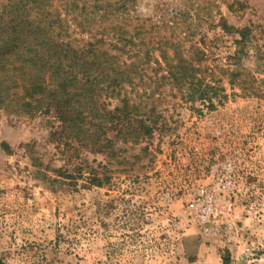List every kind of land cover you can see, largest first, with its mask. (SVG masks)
I'll use <instances>...</instances> for the list:
<instances>
[{
    "label": "rangeland",
    "instance_id": "1",
    "mask_svg": "<svg viewBox=\"0 0 264 264\" xmlns=\"http://www.w3.org/2000/svg\"><path fill=\"white\" fill-rule=\"evenodd\" d=\"M245 1L244 12L222 5L230 24L253 31L239 57L233 36L219 52H231L239 74L224 78L213 104L187 101L170 86L137 99L139 113L164 128L126 146L132 165L110 166L103 187L90 186L89 177L91 167L102 171L104 157L59 148L46 123L0 112V259L264 264V0ZM218 2L143 0L141 10L151 14L165 3L216 15Z\"/></svg>",
    "mask_w": 264,
    "mask_h": 264
},
{
    "label": "trees",
    "instance_id": "2",
    "mask_svg": "<svg viewBox=\"0 0 264 264\" xmlns=\"http://www.w3.org/2000/svg\"><path fill=\"white\" fill-rule=\"evenodd\" d=\"M142 1L0 0V112L46 123L59 148L104 157L102 171L91 167L90 186L109 183L110 166L132 165L125 147L164 128L139 113L137 99L170 86L187 101L213 104L220 84L239 74L231 52L219 57L224 39L236 37L239 57L253 34L222 9L244 12L245 0H219L216 15L165 3L145 14ZM24 147L34 155L33 144Z\"/></svg>",
    "mask_w": 264,
    "mask_h": 264
},
{
    "label": "built area",
    "instance_id": "3",
    "mask_svg": "<svg viewBox=\"0 0 264 264\" xmlns=\"http://www.w3.org/2000/svg\"><path fill=\"white\" fill-rule=\"evenodd\" d=\"M213 213L212 211V206H209L208 207V210H207V214H208V217Z\"/></svg>",
    "mask_w": 264,
    "mask_h": 264
}]
</instances>
